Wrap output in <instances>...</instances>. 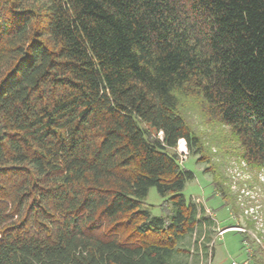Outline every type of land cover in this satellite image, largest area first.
I'll use <instances>...</instances> for the list:
<instances>
[{"label": "trees", "instance_id": "obj_1", "mask_svg": "<svg viewBox=\"0 0 264 264\" xmlns=\"http://www.w3.org/2000/svg\"><path fill=\"white\" fill-rule=\"evenodd\" d=\"M187 103L264 166V0H0V264H178Z\"/></svg>", "mask_w": 264, "mask_h": 264}, {"label": "rangeland", "instance_id": "obj_2", "mask_svg": "<svg viewBox=\"0 0 264 264\" xmlns=\"http://www.w3.org/2000/svg\"><path fill=\"white\" fill-rule=\"evenodd\" d=\"M184 112L212 160L199 162V154L190 151L185 140H179L177 151L181 164L195 174L187 182L184 193L203 207L215 223L206 224L201 230L198 227L195 234L188 235L179 244L186 251L176 254L175 259L178 264H264V166H251L241 158L238 155L241 148L232 131L207 121L197 105L187 103ZM215 172L225 186L227 198L219 192L222 187L215 186ZM163 201L164 197L151 187L145 204L151 205L153 214L163 215ZM197 238L199 248L205 245L207 252L196 249Z\"/></svg>", "mask_w": 264, "mask_h": 264}, {"label": "built area", "instance_id": "obj_3", "mask_svg": "<svg viewBox=\"0 0 264 264\" xmlns=\"http://www.w3.org/2000/svg\"><path fill=\"white\" fill-rule=\"evenodd\" d=\"M227 228H232V226H231V227H226V228L222 229L220 233L223 234L224 231H225V229H227ZM242 264H246V263L244 262V263H242Z\"/></svg>", "mask_w": 264, "mask_h": 264}]
</instances>
